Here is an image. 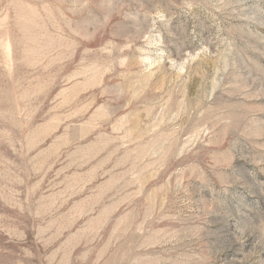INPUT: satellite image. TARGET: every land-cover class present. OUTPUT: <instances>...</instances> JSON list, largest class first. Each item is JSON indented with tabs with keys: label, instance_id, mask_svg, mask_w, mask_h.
Returning <instances> with one entry per match:
<instances>
[{
	"label": "rangeland",
	"instance_id": "1",
	"mask_svg": "<svg viewBox=\"0 0 264 264\" xmlns=\"http://www.w3.org/2000/svg\"><path fill=\"white\" fill-rule=\"evenodd\" d=\"M0 264H264V0H0Z\"/></svg>",
	"mask_w": 264,
	"mask_h": 264
}]
</instances>
